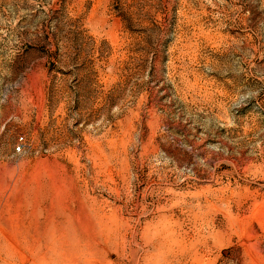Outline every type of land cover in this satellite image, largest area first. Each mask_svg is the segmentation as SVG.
<instances>
[{
	"label": "rangeland",
	"instance_id": "1",
	"mask_svg": "<svg viewBox=\"0 0 264 264\" xmlns=\"http://www.w3.org/2000/svg\"><path fill=\"white\" fill-rule=\"evenodd\" d=\"M0 264H264V0H0Z\"/></svg>",
	"mask_w": 264,
	"mask_h": 264
},
{
	"label": "bare ground",
	"instance_id": "2",
	"mask_svg": "<svg viewBox=\"0 0 264 264\" xmlns=\"http://www.w3.org/2000/svg\"><path fill=\"white\" fill-rule=\"evenodd\" d=\"M35 232V231H34ZM36 248V247H35Z\"/></svg>",
	"mask_w": 264,
	"mask_h": 264
}]
</instances>
